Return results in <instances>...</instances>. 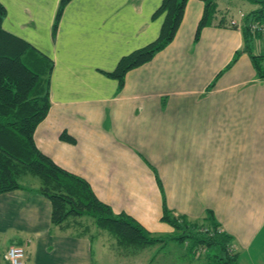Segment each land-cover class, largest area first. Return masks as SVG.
<instances>
[{
    "label": "crops",
    "instance_id": "obj_1",
    "mask_svg": "<svg viewBox=\"0 0 264 264\" xmlns=\"http://www.w3.org/2000/svg\"><path fill=\"white\" fill-rule=\"evenodd\" d=\"M58 1L0 0L1 28L52 62L37 149L143 228L141 220L157 225L162 203L189 219L209 209L236 263L264 264V76L228 23L256 5L232 16L215 0L212 22L193 39L202 2L185 0L172 39L117 88L105 73L157 36L161 0H67L54 22ZM253 44L264 54V40ZM61 131L73 141L59 140ZM49 211L35 184L0 192L1 260L14 245L23 264H95L91 242L49 227Z\"/></svg>",
    "mask_w": 264,
    "mask_h": 264
},
{
    "label": "trees",
    "instance_id": "obj_2",
    "mask_svg": "<svg viewBox=\"0 0 264 264\" xmlns=\"http://www.w3.org/2000/svg\"><path fill=\"white\" fill-rule=\"evenodd\" d=\"M66 1H58L54 22ZM200 1L202 11L193 30V39L197 38L201 27L212 22L216 12L215 0ZM248 1L256 8L240 17L241 51L248 54L256 76L261 77L264 76V54L249 52L250 41L259 34L251 32L248 24L264 21V0ZM184 4L185 0H161L155 7L152 17L162 16L157 36L140 48L120 55L113 68L105 73L116 81L117 88L121 86L123 75L129 68L151 59L172 39ZM3 14L4 9L0 5V24ZM220 21L218 19L216 24ZM51 64L47 56L0 26V192L24 188L30 184L22 183V180L27 183L28 177H34L37 180L35 191L50 203L51 228L68 230L70 234L86 237L90 242L97 238L99 231H104L117 247L127 250V253H134L164 239H174L180 243L188 241L186 245L190 254L196 248H202L200 264H237V254L230 247L231 236L218 228L209 209L200 219H189L184 214L168 210L162 203L158 220L168 224L176 234L152 236L124 212H111L106 204L95 198L83 178L58 167L37 149L32 131L47 111V82ZM58 139L73 141L63 131ZM156 183L159 185L158 180Z\"/></svg>",
    "mask_w": 264,
    "mask_h": 264
},
{
    "label": "rangeland",
    "instance_id": "obj_3",
    "mask_svg": "<svg viewBox=\"0 0 264 264\" xmlns=\"http://www.w3.org/2000/svg\"><path fill=\"white\" fill-rule=\"evenodd\" d=\"M216 2L217 8L222 13L232 16H236L240 11L244 12L252 7V4L248 0H216ZM257 39L264 40V37L252 38L250 45L251 54L257 53L256 47L253 44V40ZM260 52H262V49H260ZM262 66L264 67V63H262ZM22 183L34 185L37 183V180L34 177H28V182L26 183L22 180ZM141 222L144 223V228L152 236L163 237L176 234L174 229L171 228L169 230L170 226L165 222H158L157 220L158 226L144 220H141ZM187 243L188 241L180 243L174 239H164L163 241L137 249L134 253H127V250L124 251L121 247H117L104 231H99L97 238L91 242L90 247L93 250V259H96L95 264H173V261L178 263L184 262V257L190 256L197 257L196 261L199 264V261L203 257L202 248L198 247L194 252L191 251L190 254L188 245H186ZM4 261L0 258V264H7ZM196 261L192 264H195Z\"/></svg>",
    "mask_w": 264,
    "mask_h": 264
},
{
    "label": "built area",
    "instance_id": "obj_4",
    "mask_svg": "<svg viewBox=\"0 0 264 264\" xmlns=\"http://www.w3.org/2000/svg\"><path fill=\"white\" fill-rule=\"evenodd\" d=\"M242 15L239 14V18ZM229 25L239 28V23L236 20H229ZM248 28L251 32L264 36V21L250 22ZM23 252L22 248L19 246L10 245L4 251L2 258L7 264H23L22 263Z\"/></svg>",
    "mask_w": 264,
    "mask_h": 264
}]
</instances>
